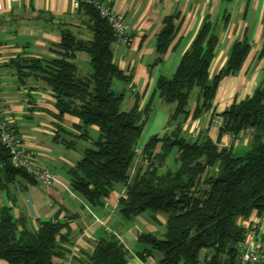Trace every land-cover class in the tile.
<instances>
[{"label":"trees","instance_id":"1","mask_svg":"<svg viewBox=\"0 0 264 264\" xmlns=\"http://www.w3.org/2000/svg\"><path fill=\"white\" fill-rule=\"evenodd\" d=\"M80 8L87 18L89 38L74 33L69 23L62 24L59 40L50 48L53 56L10 61L18 84L33 78L46 85L56 118L69 115L79 120L74 126L77 134L72 137H66L71 133L58 123L52 128L53 140L66 148L87 141L80 158L66 171L71 191L94 206L102 204L116 184H122L125 191L118 210L123 217L142 212L165 215L160 234L145 232L138 236L145 253L161 255L156 264H199L202 250L210 255L208 264L232 263L238 255L237 243L247 231L239 220L248 218L253 210L264 213V82L251 96L232 102L218 114L219 134L235 139L251 129L250 143L243 151H233L231 144L220 146L206 130L187 136L183 124L190 113L192 91L197 88L191 114L196 118L211 110L219 80L239 70L249 50L248 42L234 41L225 65L210 75L217 34L208 19L202 22L171 77L159 75L156 79L152 96L174 104V109L164 132L150 136L143 145L148 166L130 179L134 149L151 112L152 98L142 109L137 98L130 109H122L124 94L113 90L112 82L117 79L127 83L129 78L113 59L115 33L93 7L81 3ZM176 33L173 16L164 17L155 41L153 65L162 60ZM76 52L90 57L89 73L77 70ZM91 128L98 132L95 139L89 136ZM172 148L176 149V164L161 170ZM0 164V191L7 193L8 185L17 178L37 182L10 164L1 144ZM73 241L67 221L47 220L32 228L23 216L15 218L10 207L0 206V260L9 264L60 263L71 252ZM125 262L124 246L117 237L108 235L95 242L82 263Z\"/></svg>","mask_w":264,"mask_h":264},{"label":"crops","instance_id":"2","mask_svg":"<svg viewBox=\"0 0 264 264\" xmlns=\"http://www.w3.org/2000/svg\"><path fill=\"white\" fill-rule=\"evenodd\" d=\"M113 10L124 14L129 25L130 43L115 40L112 43L113 59L129 82L119 80L117 91L124 98L122 109H130L138 99L142 109L152 98L151 112L142 133L147 136L139 142L143 147L147 139L162 134L166 129L168 116L174 104L162 102L152 96L159 75L171 77L181 55L200 28L208 19L214 26L217 42L209 67L210 75L217 73L226 63L234 41L246 40L248 53L239 70L223 76L216 87L211 110L192 118L197 90L189 96V116L183 124L187 136L206 130L211 140L220 146L232 145L233 151H243L250 143L252 132L242 131L237 138L229 134H219L221 118L218 115L232 102L252 95L256 87L264 82V0H100ZM81 4V3H80ZM74 7L73 0H2L0 9V102L14 119V129L22 136L28 150L36 162L48 166L56 181L49 187L38 182H28L17 178L8 185L7 193L0 191V206H8L15 218L24 217L29 226L37 228L43 221L58 219L67 221L68 230L74 236L71 252L62 262L54 264H83L85 254L91 253L96 241L101 237L114 235L126 250L125 264H156L159 253L147 254L139 242L141 233H161L166 217L163 214L142 212L125 218L118 210L119 198L124 195V186L116 184L102 204L90 205L73 193L69 186L67 169L73 167L80 158L81 147L87 141L81 140L74 148H66L53 140L52 128L58 123L66 131V137L77 134L75 125L79 120L69 115L61 119L54 116L56 110L49 89L41 81L29 78L18 84L10 61L16 57L45 58L53 56L50 48L59 40L62 24H68L74 33L89 38L86 15ZM85 4V3H84ZM173 16L177 33L162 56L156 59L155 41L163 27V19ZM90 57L84 52H76L74 63L81 74L89 73ZM12 85H11V84ZM23 85V86H21ZM91 139L98 136L95 128L89 131ZM140 159L129 171L132 178L143 169ZM253 210L249 217L239 222L247 226L252 220L263 216ZM264 252V241H261ZM208 251L199 254V264H208ZM0 264H9L0 260ZM220 264V263H219Z\"/></svg>","mask_w":264,"mask_h":264},{"label":"built area","instance_id":"3","mask_svg":"<svg viewBox=\"0 0 264 264\" xmlns=\"http://www.w3.org/2000/svg\"><path fill=\"white\" fill-rule=\"evenodd\" d=\"M74 7L85 3L94 8L97 14L103 18L115 33L119 43H130L129 25L123 13L115 11L112 7L100 0H73ZM2 0H0V9ZM1 91V85H0ZM247 130V129H245ZM251 132V129H248ZM0 144L9 154L10 164L15 168L23 169L33 176L42 186L49 187L55 181V175L48 166L36 162L35 156L28 150L22 136L14 129V119L8 111L1 106L0 102ZM144 162L143 169L148 166L143 147L134 149V157L131 169H134L138 161ZM154 161V160H153ZM1 167V164H0ZM247 231L242 240L237 243L238 255L230 264H264V252L261 250V241L264 238V215L252 220L247 224ZM210 255L207 254L205 261L208 262Z\"/></svg>","mask_w":264,"mask_h":264},{"label":"rangeland","instance_id":"4","mask_svg":"<svg viewBox=\"0 0 264 264\" xmlns=\"http://www.w3.org/2000/svg\"><path fill=\"white\" fill-rule=\"evenodd\" d=\"M1 80V79H0ZM11 84V83H10ZM120 83H119V80H117V79H114L113 80V82H112V89L113 90H117V87H118V85H119ZM12 85V84H11ZM197 88H195L194 89V91L196 90ZM192 94V93H191ZM194 94H192V96H193ZM188 135V134H187ZM145 136H147V132L146 131H144V133H141V135H140V138H139V142L140 141H142L143 139H144V137ZM193 136V135H192ZM238 154H240V153H238ZM175 156H176V149L175 148H172L171 150H170V152L168 153V155H167V158H166V160H165V164H163V167L164 168H162L161 170H165L166 168H173L174 166H175V161H174V159H175ZM146 213H150V212H146ZM162 230H164V228H162ZM162 232V231H161ZM157 234H160V233H157Z\"/></svg>","mask_w":264,"mask_h":264}]
</instances>
